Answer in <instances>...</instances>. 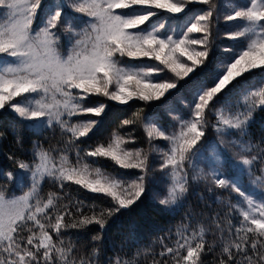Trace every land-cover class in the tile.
<instances>
[{
  "label": "snow or ice",
  "instance_id": "1",
  "mask_svg": "<svg viewBox=\"0 0 264 264\" xmlns=\"http://www.w3.org/2000/svg\"><path fill=\"white\" fill-rule=\"evenodd\" d=\"M258 113L264 0H0V264H264Z\"/></svg>",
  "mask_w": 264,
  "mask_h": 264
},
{
  "label": "trees",
  "instance_id": "2",
  "mask_svg": "<svg viewBox=\"0 0 264 264\" xmlns=\"http://www.w3.org/2000/svg\"><path fill=\"white\" fill-rule=\"evenodd\" d=\"M217 27L220 30V39L217 43H221L223 46L230 45L232 42L224 36L226 27L225 22L221 21ZM262 125H264V114L258 113L256 123L252 127L253 136L257 140L264 134V127H262ZM137 135H139V133H137ZM10 145L11 137H9L8 140H0V170L11 168L10 161H8L4 155V152L9 150ZM106 166L110 170L111 162H106ZM245 182L247 183V179H245ZM233 200L235 201V194H233ZM132 219L136 221L144 237L150 239L154 238V234H159L161 229L166 228L169 220L165 214L161 213L149 203H146L141 209L137 210V212L133 214ZM118 224L119 222L113 224L110 231V235L116 239H118Z\"/></svg>",
  "mask_w": 264,
  "mask_h": 264
}]
</instances>
